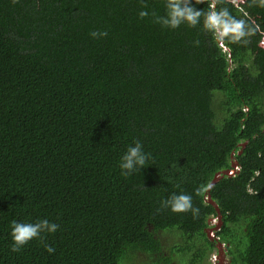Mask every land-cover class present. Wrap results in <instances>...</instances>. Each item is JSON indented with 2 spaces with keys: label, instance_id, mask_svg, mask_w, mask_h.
Instances as JSON below:
<instances>
[{
  "label": "trees",
  "instance_id": "1",
  "mask_svg": "<svg viewBox=\"0 0 264 264\" xmlns=\"http://www.w3.org/2000/svg\"><path fill=\"white\" fill-rule=\"evenodd\" d=\"M226 6L248 44L141 0H0V264H208L217 215L228 264H264V8ZM136 140L152 159L123 176ZM173 192L198 218L157 211ZM41 219L58 230L11 251L12 222Z\"/></svg>",
  "mask_w": 264,
  "mask_h": 264
},
{
  "label": "clouds",
  "instance_id": "2",
  "mask_svg": "<svg viewBox=\"0 0 264 264\" xmlns=\"http://www.w3.org/2000/svg\"><path fill=\"white\" fill-rule=\"evenodd\" d=\"M15 3L16 0H13ZM208 3V9H197L195 5ZM239 2L246 3L249 8L258 6L264 8V0H165V14L158 15L156 12H149L148 5L145 0H141V11L139 18L143 19L152 16L153 22L159 24L162 28L177 29L181 25L189 27H197L202 25L204 31L211 33L214 38L220 42H231L236 44H248L250 37L255 35L256 27L246 18H238L234 16L226 5L228 3ZM93 38H102L107 36L106 31H93L90 33ZM199 41L194 44L199 45ZM233 158V156H232ZM152 159L151 153L144 151L143 145L139 140L134 141V146H129L125 154L121 157L119 167L122 169L121 175L128 176L134 173H140ZM231 169L226 171L229 175H233L238 169L236 161L231 162ZM234 170L233 173L229 172ZM218 175L215 177L217 178ZM205 189L203 187L197 189L198 194H202ZM170 209L174 213L190 212L193 219L198 218L200 209L195 207L190 194L173 192L168 198L160 202V208ZM59 228L56 223L49 222L47 219H41L34 223L12 222V247L11 251L19 252L23 246L33 239H40L42 242L44 237L42 233H55ZM45 250L52 254L55 249L51 245L45 243ZM216 250V248H215ZM214 250V253H215ZM213 253V255H214ZM212 255V256H213ZM226 254L223 261L227 264Z\"/></svg>",
  "mask_w": 264,
  "mask_h": 264
},
{
  "label": "built area",
  "instance_id": "3",
  "mask_svg": "<svg viewBox=\"0 0 264 264\" xmlns=\"http://www.w3.org/2000/svg\"><path fill=\"white\" fill-rule=\"evenodd\" d=\"M234 170H230L229 172L233 173ZM221 217L220 215L214 216L209 219L210 227L207 228L206 236L209 240L216 242V250L213 255V260L217 259L218 261L216 264H221L223 261V256L226 254V248L225 244L219 240V237L217 236V231L220 229L221 225ZM214 221V223H213Z\"/></svg>",
  "mask_w": 264,
  "mask_h": 264
},
{
  "label": "rangeland",
  "instance_id": "4",
  "mask_svg": "<svg viewBox=\"0 0 264 264\" xmlns=\"http://www.w3.org/2000/svg\"><path fill=\"white\" fill-rule=\"evenodd\" d=\"M213 223H214V221H213ZM160 237H161V241H162V243H163L164 250H165L166 252H169V247H170V244H171V242H172L171 239L173 238L172 233L169 232V231H163V232L160 233ZM212 252H213V251H212ZM209 255H211V254H209ZM185 256H186V257H185ZM185 256L182 255V256L180 257V259H181V260H184L185 263H186V261H188L189 259H188V255H187V254H186ZM142 257L145 259V256H144L143 254H139V259L137 258V260H135V258L132 259L133 264H136L137 261H139ZM208 261H209V259H207V262H208ZM217 261H218L217 259L213 260V256H212V257L210 256V261H209L208 264H216ZM225 261H226V260H225ZM174 262H176V261H175V258H174ZM217 264H218V263H217ZM221 264H226V263H225L224 261H222Z\"/></svg>",
  "mask_w": 264,
  "mask_h": 264
},
{
  "label": "crops",
  "instance_id": "5",
  "mask_svg": "<svg viewBox=\"0 0 264 264\" xmlns=\"http://www.w3.org/2000/svg\"><path fill=\"white\" fill-rule=\"evenodd\" d=\"M208 238V237H207ZM211 241V240H210ZM215 244H216V242H215ZM215 250V249H214ZM214 250H213V252L211 253V257H212V255H213V253H214ZM226 260H227V264L229 263V260H228V258H227V256H226Z\"/></svg>",
  "mask_w": 264,
  "mask_h": 264
},
{
  "label": "water",
  "instance_id": "6",
  "mask_svg": "<svg viewBox=\"0 0 264 264\" xmlns=\"http://www.w3.org/2000/svg\"><path fill=\"white\" fill-rule=\"evenodd\" d=\"M216 179V178H215Z\"/></svg>",
  "mask_w": 264,
  "mask_h": 264
}]
</instances>
